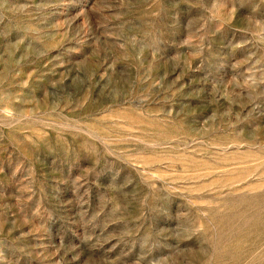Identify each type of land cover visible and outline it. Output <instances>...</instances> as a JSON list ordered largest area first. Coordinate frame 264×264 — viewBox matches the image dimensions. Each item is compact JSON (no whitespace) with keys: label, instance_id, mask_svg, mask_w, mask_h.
<instances>
[{"label":"rangeland","instance_id":"rangeland-1","mask_svg":"<svg viewBox=\"0 0 264 264\" xmlns=\"http://www.w3.org/2000/svg\"><path fill=\"white\" fill-rule=\"evenodd\" d=\"M0 264H264V0H0Z\"/></svg>","mask_w":264,"mask_h":264}]
</instances>
